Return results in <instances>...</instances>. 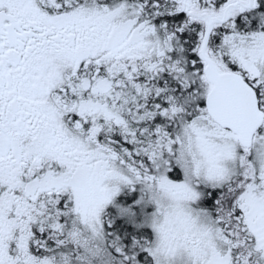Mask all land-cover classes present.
Returning <instances> with one entry per match:
<instances>
[{
  "label": "snow or ice",
  "instance_id": "snow-or-ice-1",
  "mask_svg": "<svg viewBox=\"0 0 264 264\" xmlns=\"http://www.w3.org/2000/svg\"><path fill=\"white\" fill-rule=\"evenodd\" d=\"M0 264H264V0H0Z\"/></svg>",
  "mask_w": 264,
  "mask_h": 264
}]
</instances>
